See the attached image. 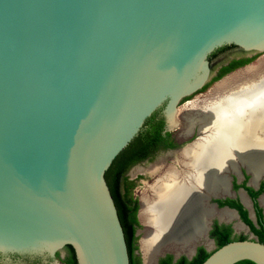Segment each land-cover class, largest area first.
<instances>
[{"label": "water", "instance_id": "water-1", "mask_svg": "<svg viewBox=\"0 0 264 264\" xmlns=\"http://www.w3.org/2000/svg\"><path fill=\"white\" fill-rule=\"evenodd\" d=\"M226 45L264 53V0H0V255L71 245L78 264H131L105 173L157 109L178 129ZM210 251L201 264H264L252 238Z\"/></svg>", "mask_w": 264, "mask_h": 264}, {"label": "bare ground", "instance_id": "bare-ground-1", "mask_svg": "<svg viewBox=\"0 0 264 264\" xmlns=\"http://www.w3.org/2000/svg\"><path fill=\"white\" fill-rule=\"evenodd\" d=\"M223 90L204 102L196 116L185 115L183 135L197 126L206 134L181 151L183 170H160L142 198L147 228L140 243L146 264H153L164 249L190 251L194 242L206 238L207 222L214 215L207 195L225 190L226 177L219 171L234 163V157L256 173L264 168V68L251 67ZM217 215L232 219L229 212Z\"/></svg>", "mask_w": 264, "mask_h": 264}, {"label": "flooded vegetation", "instance_id": "flooded-vegetation-1", "mask_svg": "<svg viewBox=\"0 0 264 264\" xmlns=\"http://www.w3.org/2000/svg\"><path fill=\"white\" fill-rule=\"evenodd\" d=\"M242 56L249 57L252 55L243 53L239 48H232L228 52L221 54L214 59H210V65L212 67L211 80L219 73L220 69L223 66L230 64L233 58H240ZM249 64L240 66L234 69L233 71L239 68H242L244 66H247ZM218 80H215L214 82ZM203 91L204 90H199L195 94L185 98L182 102L205 100V99H195V96ZM183 118L185 120V115ZM184 122H186V120ZM198 130H199V126H197L195 130L193 131V134L190 137L191 139L190 138L186 139L183 137L180 131H177V129L172 130V131H166V124H165V132L170 133L171 143H174V146L169 147V148L160 149L158 150V153H156L152 159L143 160L142 162H138L134 164L132 167L139 165V164H145V162L151 163L161 153H165V152L168 153L169 151L177 152L179 149L183 148L186 144L190 143L192 140H194L197 137ZM201 134H202V137H204L206 132L204 133L201 132ZM202 137H200L199 139H201ZM171 155L172 153L168 154L169 157H171ZM234 158H235L234 163L226 165L223 170L219 171L220 173H222V175L226 177L225 190L222 192L215 193L217 196L216 197L212 196L211 199H209L210 200L209 204L217 205L218 207L217 214L223 211V212H229L232 215L231 220L221 219L220 217H218L217 214L213 218V221L211 223V228L208 231V235L210 238L214 239L215 247H217L218 245H217V239L214 236V233L219 232L224 227L226 228L229 227L231 229V238L233 239H238V237L244 236L245 239L252 238V239L260 240V237L264 236V203L263 201H261L264 197V168L262 171L256 173V171L252 170L250 165L248 167L247 162L245 163L243 160L239 159L238 157H234ZM167 165L168 163L166 164L164 163L161 170H164V168H166ZM130 170L128 171L127 174L129 175V178L132 179L130 176ZM135 178H136L135 183L138 180L143 179V177H139V174H137ZM135 189H136V186L134 187L133 190ZM133 197L134 199H137V203L139 206L137 217H138L140 226L136 224V233H135V235L138 236V242H139L141 235L140 236L138 235V231L142 227V223L139 218V212L142 207V199L141 197H137L135 195H133ZM224 207H227L229 210L228 209L222 210V208ZM142 213L143 211L141 212V216H142ZM252 226H255L261 233L256 231ZM202 243L203 241H201V243H198V245L196 246V252L194 256H196V254L198 253L201 247L205 248L207 251H210L207 248V246L204 244L205 242L203 244ZM135 253L136 255L141 256L142 264H144L143 257L141 253L139 252V248L135 251ZM168 254L173 255L172 253H167L166 256ZM183 256L187 257L186 254H183ZM72 262L78 264L75 252H72V249H69L67 246L57 251L54 256L47 255V254H39V255L14 254V255H11L9 258H6L0 255V264H72Z\"/></svg>", "mask_w": 264, "mask_h": 264}, {"label": "trees", "instance_id": "trees-1", "mask_svg": "<svg viewBox=\"0 0 264 264\" xmlns=\"http://www.w3.org/2000/svg\"><path fill=\"white\" fill-rule=\"evenodd\" d=\"M232 48H238L235 45H226L215 50L209 57L214 59L217 56L224 54ZM259 54H255L249 57L242 56L240 58H233L230 64L223 66L219 73L207 83L201 90L207 89V87L214 82L222 78L227 73L234 69L249 64L258 57ZM166 120L161 109H157L145 122L144 127L140 133L134 138V140L114 159L109 169L106 171L105 176L110 186L113 198L116 202L120 220L122 222L126 243L128 245V251L130 255L131 264H142V258L140 255H136L135 251L139 248L138 236L136 233V224L139 225L137 213L138 203L137 199L133 197V189L135 187V180L129 178L127 174L130 168L143 160H150L154 157L158 150L173 147L174 143H171L170 133L165 132ZM256 231L260 232L255 226H252ZM261 233V232H260ZM217 239V247L222 246L224 243L235 240L231 238V229L224 227L217 233H214ZM238 239H245L244 236L238 237ZM246 240V239H245ZM260 242H264V236L260 237ZM72 252H75L71 245H67ZM212 251H207L201 247L192 259L186 256L180 257L174 262V256L168 254L160 259L158 264H201L206 260ZM72 264H76L72 262ZM236 264H256L251 260H242Z\"/></svg>", "mask_w": 264, "mask_h": 264}, {"label": "rangeland", "instance_id": "rangeland-1", "mask_svg": "<svg viewBox=\"0 0 264 264\" xmlns=\"http://www.w3.org/2000/svg\"><path fill=\"white\" fill-rule=\"evenodd\" d=\"M258 54H259L258 57L255 60H253L249 65L244 66L242 68H239V69L227 74L225 77H223L222 79H220L216 82H212L207 87V89H205L203 92H201L195 96V99H205V100H203V101H200V100L191 101V102H188L187 105L182 104L180 107L179 113L177 114L178 120L180 121V124L177 127L178 128L177 131H181L182 128L185 127V123H184L185 120L183 118L184 115H195L196 116L197 115L196 111L200 108V106L204 102H208L210 100L215 99L216 96H218V94L227 90V88H225V90H223V89L228 84V81L233 80L235 78H238V76L241 74L242 75L247 74L248 70L255 65H258V66H261L264 68V53H258ZM181 151L180 152H176V151L170 152L169 151L168 153H166V152L161 153L151 163L145 162V164H139V165L132 167L130 170V176H131L132 180L136 179L135 177L137 174H139V177H143L142 180H138L135 183L136 189L133 190V195H135L137 197H141V199L144 197L146 190L148 189V186L151 185L154 182V180H156L157 173L162 169V166L164 163L165 164L168 163L167 167L174 166L176 169H178L180 171L183 170L184 167L180 163ZM169 153H172L171 157L168 156ZM167 167L165 169H167ZM142 209H143V205H142ZM142 209H141V212H142ZM141 219L143 221V213H142ZM144 226H145V229L143 230V234L147 228L145 224L142 225V227H144ZM178 247L181 248L180 246H175L174 248H170V249L168 248V249L174 250L176 252L179 250H183L182 248L179 250L178 249L176 250L175 248H178ZM214 248H215V246L212 247L210 250H213ZM168 249H164L161 253H163L165 250H168ZM184 251H186V250H184Z\"/></svg>", "mask_w": 264, "mask_h": 264}]
</instances>
